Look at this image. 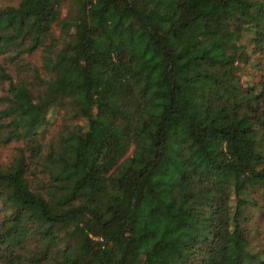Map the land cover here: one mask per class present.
Listing matches in <instances>:
<instances>
[{
    "label": "trees",
    "instance_id": "1",
    "mask_svg": "<svg viewBox=\"0 0 264 264\" xmlns=\"http://www.w3.org/2000/svg\"><path fill=\"white\" fill-rule=\"evenodd\" d=\"M0 264H264V0H0Z\"/></svg>",
    "mask_w": 264,
    "mask_h": 264
},
{
    "label": "rangeland",
    "instance_id": "2",
    "mask_svg": "<svg viewBox=\"0 0 264 264\" xmlns=\"http://www.w3.org/2000/svg\"><path fill=\"white\" fill-rule=\"evenodd\" d=\"M229 38H230V41H232V44H236V43H238L239 40H240L239 35L237 34V35L235 36V34H234L233 32H230V33H229ZM72 60H73L74 68L76 69V68H77V65H75V64L78 63V62H76V60L73 59V58H72ZM237 63L239 64V63H240V60H238ZM80 64H81V62L79 61V65H80ZM78 71H79V70H78Z\"/></svg>",
    "mask_w": 264,
    "mask_h": 264
}]
</instances>
